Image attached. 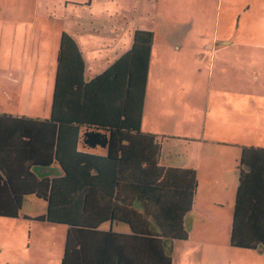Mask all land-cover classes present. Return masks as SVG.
<instances>
[{"label":"crops","instance_id":"obj_1","mask_svg":"<svg viewBox=\"0 0 264 264\" xmlns=\"http://www.w3.org/2000/svg\"><path fill=\"white\" fill-rule=\"evenodd\" d=\"M51 1L63 11L62 15L53 12L55 17L60 16L55 20L68 22L61 36L65 33L73 39L85 61L86 82L132 48L136 31L154 35L142 131L166 137L159 143L162 167L194 170L198 182L194 205L184 220L188 239L166 245V253L170 257L173 254L172 264L176 255L184 253L195 240L199 249L196 256L184 258L185 264H264V256L248 254L258 249L264 252L263 244L258 243L254 249L231 244L242 152L264 151V44H235L229 39L230 29L220 32L214 20L218 23L222 5L224 13L230 15L231 0ZM262 1L243 0L237 13L247 16L252 6H261ZM127 4L132 9L125 10ZM134 13L136 17H130ZM2 18L0 38L4 36V40H0V47L9 50L12 42L21 43L14 29H21V23ZM32 18V13L25 15L24 21L31 23L22 25L20 37L25 39L36 28ZM3 58L0 121L48 119L57 63L54 69L51 61L41 57L10 61L4 49L0 60ZM43 67L49 71H39ZM157 68L164 70L162 75ZM39 170L44 169L36 171L40 179L60 176L55 166ZM36 199H26L18 219L0 218V264H61L66 228L37 221L46 216L47 206ZM250 202V212L263 211L264 205L257 204L253 197ZM241 240L248 239L242 236ZM176 243L187 245L176 248Z\"/></svg>","mask_w":264,"mask_h":264},{"label":"trees","instance_id":"obj_2","mask_svg":"<svg viewBox=\"0 0 264 264\" xmlns=\"http://www.w3.org/2000/svg\"><path fill=\"white\" fill-rule=\"evenodd\" d=\"M153 40L136 31L132 48L86 82L64 33L50 117L0 121V218L18 219L29 197L44 201L36 220L66 228L61 264H172L166 245L188 239L196 172L162 167L166 137L142 131ZM54 166L59 177L37 176ZM251 197L264 205L263 150L242 152L232 247L264 245V207L250 212Z\"/></svg>","mask_w":264,"mask_h":264},{"label":"rangeland","instance_id":"obj_3","mask_svg":"<svg viewBox=\"0 0 264 264\" xmlns=\"http://www.w3.org/2000/svg\"><path fill=\"white\" fill-rule=\"evenodd\" d=\"M262 3H264L262 1ZM261 3V4H262ZM221 5V4H220ZM243 0H231L230 11L229 14H225V5L219 6V20L218 23L214 20V24L219 26L220 32L230 29V40L235 44L241 45H263L264 44V4L259 6L255 4L252 6V12H250L247 16H243V13H237L238 9H242ZM53 1H43L40 3L39 0H0V17L4 19H9L10 22L13 23H21V29H16L17 40H21V43L15 44L12 42L9 45V50L6 48L0 47V55L3 54V49L5 55L8 57V60H14L15 62H19V59H23L25 56L32 60H37L41 57L43 60L51 61L54 64V69L56 67L58 52L61 42V29L64 27L68 28V22L66 20L60 19L55 20V18H60V16H56L53 14L54 11H57V15H62L61 6H58ZM125 10L132 9L131 5L127 4ZM11 13V14H10ZM27 13H32L34 19L32 18V23L35 24L36 28L32 33H27L24 39L20 37L26 24H30L29 21H24L25 15ZM44 14L45 18L40 14ZM50 14V15H47ZM54 17V18H53ZM130 17H136V14L130 15ZM2 18V19H3ZM20 28V26H19ZM59 31V34L57 33ZM57 33V34H56ZM59 37V38H57ZM4 40L0 38V40ZM7 39V38H6ZM212 41V40H210ZM31 44H34L31 47ZM52 53V54H51ZM5 60L4 58L0 61ZM57 69V68H56ZM158 73L160 75L163 74L164 70L161 68H157ZM43 73L49 71V69L39 70ZM172 72V70H167V72ZM55 73H53L54 77ZM54 82V80H53ZM53 89V87H52ZM53 94V91H52ZM49 117V116H48ZM47 117V118H48ZM49 170V169H47ZM40 172L45 171L39 170ZM37 200V199H36ZM42 204L44 203L41 200H38ZM40 203V204H41ZM46 205V204H45ZM28 206V203H27ZM3 229L0 227V235ZM1 241V240H0ZM174 244L171 243L170 246ZM184 243H176V248L186 246ZM198 241L195 240V243L191 244L186 251L183 253H178L176 255L175 264H185L183 262L184 258L187 259L196 256V251L198 250ZM173 250V248H172ZM235 254H239L240 256H264V252L261 249H258L255 252L251 253H242L235 252ZM175 256V255H174ZM173 257V254H172ZM205 264V263H204ZM217 264V263H215Z\"/></svg>","mask_w":264,"mask_h":264}]
</instances>
